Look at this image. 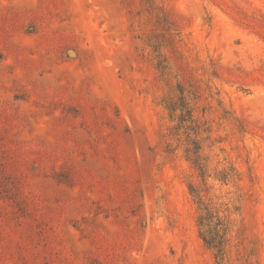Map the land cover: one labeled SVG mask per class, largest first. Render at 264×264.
Wrapping results in <instances>:
<instances>
[{"label": "rangeland", "instance_id": "1", "mask_svg": "<svg viewBox=\"0 0 264 264\" xmlns=\"http://www.w3.org/2000/svg\"><path fill=\"white\" fill-rule=\"evenodd\" d=\"M154 2L0 0V264H218L192 185L225 264H264V0ZM179 83L204 176L161 104Z\"/></svg>", "mask_w": 264, "mask_h": 264}, {"label": "trees", "instance_id": "2", "mask_svg": "<svg viewBox=\"0 0 264 264\" xmlns=\"http://www.w3.org/2000/svg\"><path fill=\"white\" fill-rule=\"evenodd\" d=\"M154 10L158 7L154 0H151ZM158 15V23L167 27V34L156 33L148 40V46L157 54L158 63L156 67L161 75L167 80L172 76V68L167 56L163 53V48H174L172 38L173 23L167 17V13ZM176 98L166 94L163 96L161 104L168 111L169 117L175 122L172 127L173 138L180 140L183 134L186 135V157L192 161L197 169L201 171V175H205L206 165L203 162L201 134L202 132H210L208 128H201L198 118L195 115V106L188 98L187 89L184 84L177 85ZM235 119H238L235 117ZM193 134V136H192ZM228 175H222L221 180H228ZM193 195L198 197L200 204V214L198 224L200 227V236L205 245L214 251L218 264H225L227 258V248L230 243V225L228 219L219 215V213L209 204L205 203L198 189L195 186L190 187Z\"/></svg>", "mask_w": 264, "mask_h": 264}, {"label": "bare ground", "instance_id": "3", "mask_svg": "<svg viewBox=\"0 0 264 264\" xmlns=\"http://www.w3.org/2000/svg\"><path fill=\"white\" fill-rule=\"evenodd\" d=\"M82 6V5H81ZM82 11V10H81ZM106 44V43H105ZM99 59V58H98ZM105 81H106V79H105ZM106 83V82H105ZM108 83V82H107ZM123 88V87H122ZM123 90V89H122ZM113 92V91H112ZM124 92V91H123ZM123 94V93H122Z\"/></svg>", "mask_w": 264, "mask_h": 264}]
</instances>
